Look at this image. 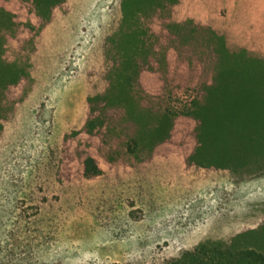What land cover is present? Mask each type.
I'll list each match as a JSON object with an SVG mask.
<instances>
[{"label":"rangeland","instance_id":"rangeland-1","mask_svg":"<svg viewBox=\"0 0 264 264\" xmlns=\"http://www.w3.org/2000/svg\"><path fill=\"white\" fill-rule=\"evenodd\" d=\"M177 2L179 24L205 22L232 50L264 53V0ZM65 3L36 39L21 101L0 120V264H158L207 242L264 244L262 176L96 153L99 176L67 167L123 15L121 0Z\"/></svg>","mask_w":264,"mask_h":264},{"label":"trees","instance_id":"trees-1","mask_svg":"<svg viewBox=\"0 0 264 264\" xmlns=\"http://www.w3.org/2000/svg\"><path fill=\"white\" fill-rule=\"evenodd\" d=\"M65 2L0 0V120L21 101L36 39ZM177 3L121 0L119 32L105 42L114 49L105 86L87 99L68 168L99 176L96 153L108 163L173 158L201 170L264 177V53L232 50L205 22L179 24ZM120 133L125 141L120 135L117 144ZM248 239L253 243H202L158 264H264V244Z\"/></svg>","mask_w":264,"mask_h":264}]
</instances>
